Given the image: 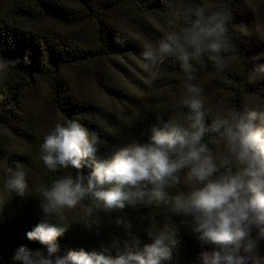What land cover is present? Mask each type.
<instances>
[{"label": "trees", "instance_id": "16d2710c", "mask_svg": "<svg viewBox=\"0 0 264 264\" xmlns=\"http://www.w3.org/2000/svg\"><path fill=\"white\" fill-rule=\"evenodd\" d=\"M244 7L243 0H0V166L12 174L22 170L28 184L24 196L0 184V264H18L13 257L20 247L47 255L46 245L27 238L45 222L68 227L55 241L54 260L81 249L109 248L115 256L114 243L122 248L138 239L143 247L152 243L150 232L165 228L171 231V259L164 264H199L202 253L216 248L192 230L191 217L146 201L126 203L123 209L94 207L89 215L94 202L86 197L59 217L46 216L37 189L66 176L87 178L93 168L50 172L40 159V146L54 129L47 126L50 109L61 116V124L78 121L94 133L96 155L105 160L131 144L150 143L170 121L188 128L186 82L202 89L207 128L233 112L264 110V37L252 29L254 21L264 24V5L258 11ZM197 10L227 16L231 44L226 55L234 58L226 59L222 70L203 54L189 61L195 79L187 81L176 55L160 57L155 66L144 60L145 50L158 49L170 33L196 19ZM85 80L113 103L89 94ZM203 142L213 155L224 148L210 131ZM223 154L221 149L218 165ZM184 172L181 182L167 189L170 196L197 186L185 183ZM74 213L87 216L90 230ZM252 238L256 248L247 264H264V238L257 228Z\"/></svg>", "mask_w": 264, "mask_h": 264}, {"label": "clouds", "instance_id": "9594fccd", "mask_svg": "<svg viewBox=\"0 0 264 264\" xmlns=\"http://www.w3.org/2000/svg\"><path fill=\"white\" fill-rule=\"evenodd\" d=\"M194 15L196 19L180 32L170 33L158 49L145 50L144 60L155 66L160 57L176 55L188 73L187 81L195 79L189 61L203 54L222 70L226 59L234 58L226 55L231 44L226 14L205 15L203 10H197ZM183 87L189 94L184 101L190 109L188 128L170 121L165 130L154 133L150 143L121 148L111 159L97 157L98 138L78 121L56 124L40 146V159L46 168L56 172L60 168L81 170L90 166L93 171L87 178L66 176L55 180L50 188L39 187L44 214L59 217L86 197L94 202L88 207L89 215L100 206L106 210L123 209L126 203L145 201L165 205L173 213L191 217L188 223L192 230L201 240L216 246L201 254L199 264H247L256 248L253 228L264 238V110L254 109L247 115L233 112L228 119L217 120L207 128L202 89L190 82ZM209 131L224 146L219 165L203 142ZM222 169L225 172L217 175ZM181 172L185 183L195 182L197 186L186 194L170 196L167 189L181 182ZM5 189L24 196L28 189L24 172L16 170L5 181ZM60 225L41 223L27 234L29 240L47 246V255L20 247L13 259L18 264H164L171 259L167 244L171 231L165 228L150 232L152 243L143 247L138 239L125 242L122 248L114 243L115 256L109 248L91 253L81 249L54 260L55 241L68 229Z\"/></svg>", "mask_w": 264, "mask_h": 264}, {"label": "rangeland", "instance_id": "374dc122", "mask_svg": "<svg viewBox=\"0 0 264 264\" xmlns=\"http://www.w3.org/2000/svg\"><path fill=\"white\" fill-rule=\"evenodd\" d=\"M243 5L248 9V10H254L258 11L259 8L264 5V0H243ZM244 7V8H245ZM252 29H255L259 32L264 37V24L261 22L259 23L258 20L254 21ZM83 87L88 91L89 94L93 95L95 98L101 100L103 103L110 105L113 102L109 100L104 94H102L98 88L88 80H85L83 82ZM47 118V126L49 127L50 125L55 127L56 124H61L62 119L61 116L55 112L54 110L50 109ZM224 151V148L219 146L217 152L215 153L214 156L219 157L220 150ZM13 175L9 170H6V168L0 166V184L5 187V181ZM73 217L79 218L80 225L83 226L85 229L90 230V227L88 225V218L84 214L79 215V213H74ZM87 221V222H85Z\"/></svg>", "mask_w": 264, "mask_h": 264}]
</instances>
